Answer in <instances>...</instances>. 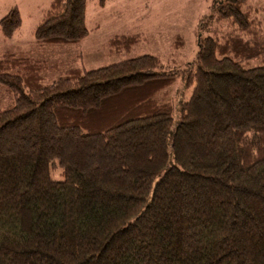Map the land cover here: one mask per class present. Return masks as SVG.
Wrapping results in <instances>:
<instances>
[{
	"label": "trees",
	"instance_id": "obj_1",
	"mask_svg": "<svg viewBox=\"0 0 264 264\" xmlns=\"http://www.w3.org/2000/svg\"><path fill=\"white\" fill-rule=\"evenodd\" d=\"M87 1L52 0L36 48L81 42ZM21 26L17 7L0 19L5 39ZM197 45L184 66L144 54L57 77L2 54L0 264H264L258 9L213 0Z\"/></svg>",
	"mask_w": 264,
	"mask_h": 264
},
{
	"label": "rangeland",
	"instance_id": "obj_2",
	"mask_svg": "<svg viewBox=\"0 0 264 264\" xmlns=\"http://www.w3.org/2000/svg\"><path fill=\"white\" fill-rule=\"evenodd\" d=\"M51 1L0 0V19L15 7L22 17V26L12 38L5 39L0 30V58L4 52H19L58 65L57 71L47 73L48 77H57L72 67L94 69L144 54L184 66L196 55L198 24L209 14L213 0H105L103 6L99 0H88L89 34L77 44L39 49L34 44L33 31ZM248 2L258 9L264 32V0ZM133 34H139L141 39L130 50L117 51L109 44L115 36ZM174 87L180 89L181 81ZM10 104V94L0 90V110Z\"/></svg>",
	"mask_w": 264,
	"mask_h": 264
},
{
	"label": "crops",
	"instance_id": "obj_3",
	"mask_svg": "<svg viewBox=\"0 0 264 264\" xmlns=\"http://www.w3.org/2000/svg\"><path fill=\"white\" fill-rule=\"evenodd\" d=\"M52 2V1H51Z\"/></svg>",
	"mask_w": 264,
	"mask_h": 264
}]
</instances>
